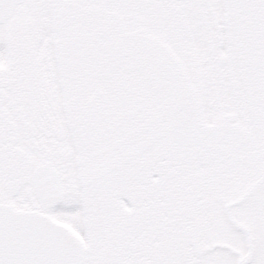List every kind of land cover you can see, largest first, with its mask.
Masks as SVG:
<instances>
[{"label":"snow or ice","instance_id":"6c2138e0","mask_svg":"<svg viewBox=\"0 0 264 264\" xmlns=\"http://www.w3.org/2000/svg\"><path fill=\"white\" fill-rule=\"evenodd\" d=\"M0 264H264V0H0Z\"/></svg>","mask_w":264,"mask_h":264}]
</instances>
